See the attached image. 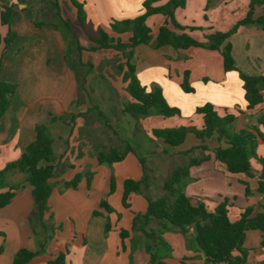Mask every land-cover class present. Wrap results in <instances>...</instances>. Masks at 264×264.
Returning a JSON list of instances; mask_svg holds the SVG:
<instances>
[{"label":"trees","instance_id":"16d2710c","mask_svg":"<svg viewBox=\"0 0 264 264\" xmlns=\"http://www.w3.org/2000/svg\"><path fill=\"white\" fill-rule=\"evenodd\" d=\"M162 1L164 0H145L142 5L143 9L137 17L113 25L117 34L131 33L127 40L115 38L100 27L93 33L90 30V21H88V15L84 8L85 4L77 0H64L63 2L67 7L75 9L73 20L65 17L64 7L59 0L50 2L51 7L47 8L48 11L45 12V18L43 19L34 17L33 13L26 8L18 11L19 9L13 4L2 5L0 8V23L2 26H7L8 31L5 36L0 35V56L15 42L16 33L12 21L17 15L27 18L31 27L35 30L61 32L68 39V41L65 39L67 49L69 46L73 48V45H75L78 61H81L80 66L88 69L82 75L77 73L80 96H85L87 99L86 78L93 65L91 63L82 64V52L115 51L124 59V64L120 65V69L122 80L127 84L125 89L127 102L123 104L122 113L131 116L138 123L141 119L152 115L164 118L181 116L179 109L168 104L160 87L154 86L148 91L145 86H142L132 62L135 49L138 46L147 45L155 50L171 46L176 51H187L192 48L216 51L223 57L225 73L236 71L239 74L245 91L247 109L253 110L261 106L264 103V72L259 75H247L237 68L232 56L231 37L233 32H215L206 38V42H198L186 33H176L167 27H161L154 34L147 25L149 17L164 15L175 21V11L185 8L189 0H168L164 5L153 6L155 3ZM20 3L26 4V1L20 0ZM259 7L262 8V13H257ZM174 23L180 30L189 29L182 28L176 22ZM247 26H256L264 30V0H251L246 16L238 23L237 27ZM82 41L87 45H82ZM26 46V43H21L16 50V54ZM2 68L3 62L0 58V122L11 109L13 99L17 93L16 84L2 79ZM181 89L186 94L195 92L190 82V71H185ZM79 101L78 113H71L68 118L56 117L53 122L61 121L73 130L78 118L85 120L86 116H90V113L93 112L91 109L81 107L84 104L83 99ZM239 112L241 113V111ZM196 113L203 118L201 128L195 126L156 128L151 131V139L175 148L182 145L188 135L193 134L202 142L200 148L203 151L208 150L206 142L217 143L218 146L213 149L215 161L222 165L229 175H244L251 179L256 178L258 181L257 191L263 193L264 157H258L257 149L260 144H264V133L259 127L255 126L250 130L239 132L232 131L230 128L235 123L237 116L230 113L221 115L211 104H205L197 108ZM98 116L103 120L105 127L111 128V125L106 123L108 121L107 117L101 111H98ZM258 124L264 127V114L259 117ZM113 133L118 135L115 131ZM123 143L126 145L123 150L118 148L107 150L106 146L101 148L95 146L94 156L100 165L107 166L123 161L128 153H133L139 159L144 176L140 181H125L123 205L125 208L129 207L128 199L132 193L145 197L148 202L147 212L135 215L132 232L145 240V251L150 257V264H163L160 257L162 243L160 235L163 230L167 229L187 234L189 229L192 228L194 241L206 258L207 264H247L248 254L244 248L247 231L255 230L262 233L260 246L264 249V205H262V211L256 214H254L252 207H247L237 220H232L229 216L231 205L227 199L219 203L213 212H210L203 202L194 204L192 199L184 193L189 167L208 160V156L199 159L192 158L188 166L175 169L163 184L165 193L154 199L144 192V189L148 190L150 188L148 162L130 145V142L123 141ZM61 159L62 157H56L54 150L53 131L48 126L38 124L29 145L20 158L8 163L4 169L0 170V189L7 176L12 172L25 174L26 182L32 187L33 209L29 215V221L36 249L34 251L27 248L20 249L14 255L13 264H35L39 262L44 257L52 236L55 237V233L59 229V226L53 223V216L46 220L45 214L49 210V198L56 184L53 181L60 178L68 169L61 162ZM252 160L256 161L258 168L253 165ZM70 168H73V166L70 165ZM84 177L87 179L88 187H90L92 174L86 173ZM82 179V174H76L71 181L65 182V187L76 189ZM245 185L246 195L248 196L251 190L249 183L245 182ZM21 188H23V185H12L6 191L0 190V209L11 204L17 191ZM114 191L115 180L112 179L110 194ZM100 207L105 208L108 212L113 211L105 200L101 202ZM94 214L98 215V212ZM106 228L108 232L109 226ZM128 236L127 231L123 230L121 232L122 240H125ZM67 254L68 251L61 252L58 256L49 259L47 264H66Z\"/></svg>","mask_w":264,"mask_h":264},{"label":"crops","instance_id":"0c3cea01","mask_svg":"<svg viewBox=\"0 0 264 264\" xmlns=\"http://www.w3.org/2000/svg\"><path fill=\"white\" fill-rule=\"evenodd\" d=\"M258 11L262 13V8L259 7ZM24 23L25 30L33 29L28 21H24ZM0 27L4 28L1 24ZM253 27L256 28V26ZM257 28V35L264 37V30ZM0 35H6L4 30L0 31ZM140 46L135 49V60L136 58L138 59ZM147 47L149 52H145V56L148 59L146 65L144 64L140 67L134 62L136 75L142 86H145L148 91L154 86L160 87L170 106L175 105L176 102L174 100L178 99L177 105H180L182 109H179L181 116L171 118H180L178 120L186 121L189 126H195V123H199L200 125L195 127L201 128L203 118L196 113V110L205 104H211L221 115L230 113L237 116L233 124L235 128L232 131L250 130L257 126L264 133V127L258 124L259 117L264 114V103L253 110L247 109L245 91L243 90V83L239 74L236 71L225 73L223 57L219 52L194 48L187 51H176L171 46H165L155 51L150 46ZM24 51L26 49L22 53ZM155 52L159 54L156 57L158 61H155ZM213 53L215 54L214 57ZM31 54L34 56V53ZM19 56L15 58L18 59ZM195 57H198L203 66H207V61L215 60L216 62L213 61L215 64V75L204 76L202 73L198 77H194L193 71L188 69L190 64L188 65L187 61H194ZM29 61L31 64L29 66L37 62L35 57L30 58ZM181 61L186 62V64ZM208 68L211 69V66ZM185 71H190V82L195 90L194 93L186 94L181 89ZM1 76L3 80L11 82L12 78L8 74L4 76L3 70L1 71ZM33 78L32 89H30L31 94L32 92L36 93V77ZM28 79L30 80V78ZM69 80L71 81V76H69ZM15 101L13 99L11 109L3 116L0 122V170L4 169L8 163L20 158L34 135L36 125H38L35 123L27 128L25 127L31 109L38 102L31 100L28 103L26 112L20 114L21 110H19L17 114L15 111L16 109L18 111L19 104L15 105ZM40 113L41 110H38L37 115L39 116ZM71 113L74 112L70 111L69 114ZM162 119L165 118L152 115L140 120L141 124H145L143 128L151 142L145 141L144 145H139L137 121L133 119L135 127L126 131L125 137L117 135L118 144L121 146H112L110 148H125L126 145L123 141H128L130 145L135 143L137 148L143 147L142 149L146 151L144 153L151 154V147L154 145L160 146L164 154H173L185 163L180 167L188 166L192 158L199 159L203 156H208V160L189 167L184 193L187 196L196 197L199 202H205V197L200 195L213 197V187L220 184L221 181H225L230 190H225L224 197L231 205L229 216L232 220H237L247 207H252L254 214L262 211L264 192L259 193L257 191V179H251L244 175L227 174L225 168L216 162L214 158L213 149L218 146L217 143L206 142L208 150L203 151L200 148L202 142L193 134L188 135L185 142L175 148L151 139V131L156 129V126L152 125L154 123L155 125H160V123L163 125L165 121ZM149 120H153V122L150 123ZM58 123L56 122L54 126H58ZM78 126L79 118L73 130L69 126L66 127L68 130L65 132L66 136L64 135L65 141L62 140L61 136L58 137L60 143L58 141L57 145L63 148L59 155L62 157L61 162L63 164L70 157L68 154L72 151V147L76 148V153L73 154V157L77 158L80 153L83 158L76 164L70 159L73 168H70L67 172L65 171L66 173L64 172L60 178L53 181L56 184L49 198V210L45 214V219L48 220L50 216H53V223L56 226H61V229H57L55 240L48 244L44 257L35 264H47L49 259L58 256L64 251H68L66 264H150V257L145 251V240L132 232L135 215L145 214L148 202L145 197L132 193L128 199L129 207L125 208L123 205L125 181H140L144 176L143 167L139 159L133 153H128L123 161L113 164L111 168L100 165L95 156L90 157L88 155L90 151L88 149L92 145L99 148L106 145L93 141L91 144L90 140L93 137L91 136L92 138L89 140L90 134L85 139V136L81 138L83 131L81 132ZM54 135L55 131L53 132ZM94 135L98 140V135L96 136V133ZM101 135L105 137L103 132ZM66 141L68 142L65 143ZM153 143L155 144L153 145ZM188 143L190 144L188 145ZM257 155L258 157H264V144L259 145ZM252 163L258 168L255 160H252ZM87 166H91L92 170H94L90 188H88L87 179L84 177L77 189L69 188L63 193L61 191L62 181H71L78 170L84 171ZM20 174L12 172L8 175L9 181L12 183L11 186L23 185V188L17 191L11 204L0 209V264H13L14 255L22 248L32 251L36 249L29 221V215L33 209L32 187L26 182V176H21ZM112 179L115 180V191L110 194ZM245 182L249 183L251 190L248 196L246 195ZM196 186L201 188L197 189ZM9 187L10 184L5 186L3 191H6ZM196 190L197 192H195ZM196 193L202 194L196 196ZM104 200L113 209L112 212L100 207L101 202ZM95 212H98V215H95ZM107 222L110 223V225L108 224V233L106 231ZM123 230L129 233L125 240L121 238ZM193 235L194 231L192 228L189 229L187 234L170 229L163 230L160 235L162 238L160 257L163 264H207L206 258L195 243ZM261 239L262 233L260 231L246 232L244 248L248 254L247 264H264V249L260 246Z\"/></svg>","mask_w":264,"mask_h":264},{"label":"rangeland","instance_id":"374dc122","mask_svg":"<svg viewBox=\"0 0 264 264\" xmlns=\"http://www.w3.org/2000/svg\"><path fill=\"white\" fill-rule=\"evenodd\" d=\"M24 1H26V4L20 3V0H0V7L5 4H13L17 9H19L18 11L26 8L33 13L34 17L36 16L43 19L45 18V12L48 11L47 8L51 7L50 2L53 0ZM77 1L85 4L84 8L88 15V21H90V30L93 33H95L97 28L100 27L115 38L127 40L131 36V33L127 32L117 34L113 28V25L115 23L122 22L123 20L137 17L140 11L143 9L142 5L145 0ZM59 2L64 7L65 17L73 20L75 9H72L69 6L67 7L66 4L63 3L64 0H59ZM166 2H168V0L157 2L153 6H161ZM250 3L251 0H189L187 1L185 8L175 11V21H172L169 17L164 15H155L149 17L147 20V25L152 29L154 34L157 33L161 27H167L176 33H186L192 36L198 42H206V38L215 32H233L231 37V43L233 45L232 56L237 68L247 75H259L264 71V37H259L257 35V27H237L238 23L246 16ZM257 13L260 12L258 11ZM24 21H28V19L24 18L22 15H17L14 17L12 25L16 33L15 42L8 48L6 52L0 56V58L3 62L2 70L4 71V76H7L8 74L10 78H12L11 82L17 85L18 90L14 99L16 100L15 105L19 104V107L18 111L16 109L15 113L18 114L19 110H21L20 114L25 113L28 103L31 100L38 102L36 106L31 109L28 116V121L25 123V127L27 128L31 124L33 125L37 123L48 126L53 132L55 131V135L53 136L54 141L56 140L54 150L56 157L59 158L63 148H60L59 145H57V142L59 141L58 137L61 136L62 140L65 141V132L68 129L66 128L67 126L61 121H57L59 122L58 126H54L56 123L53 122L54 118H68L70 111L78 113L79 111L77 106L80 104L79 100L83 99L84 104L81 105V107L91 109L93 112L90 113V116H86L85 120L79 118L78 129L81 132L83 131L81 138L85 136V139L88 137V134H90L89 140L93 137V139L90 140L91 144L92 141L105 144L107 150H109L112 146H121L118 144L117 135H114L113 131L118 133V135L125 137L126 131H129L135 127V121L133 118L122 113L123 104L127 102V93L125 91L127 84H125L122 80V72L120 69V65L124 64V59L122 56L117 54L115 51H107L102 53L87 51L82 52V64L91 63L93 65L91 72L86 78V88L88 95L86 99L85 96H80V85L77 80V73L82 75L84 72L86 73L88 69L80 66L81 61H78V54L75 49V45H73V48L69 46L67 49L65 39L66 41H68V39L61 32H57L55 30L30 29L27 31L24 29ZM174 22H176V24L182 28L189 29L180 30L175 26ZM3 30L5 34H7L8 27H0V31ZM83 38L87 39L86 37ZM21 43H26L27 46L24 47L18 54H16V50ZM82 45L87 44L82 41ZM25 49L26 51L22 53V51ZM148 50L149 48L147 46H140L138 49V59L136 58L135 60L134 54L132 62H136V64L140 67L144 64L146 65V61H148V59L145 56V52H149ZM31 53H34V56ZM155 53V61H158L156 57L159 54L157 52ZM17 56H19L18 59L15 58ZM214 56L215 54L213 53V57ZM33 57H35V61L37 62L34 61L35 63L32 66H29L31 65L29 60ZM213 61L216 62L215 60L207 61V66H211L210 69L206 65H201L202 62L198 60V57H195L194 61H187V64H190L188 69L193 71L192 73L194 77H198L202 73L204 76H213L215 75V64ZM184 64H186V62H184ZM29 71L31 72L29 73ZM69 76H71V81L69 80ZM33 77H36V93L32 92L31 94L30 89H32L31 86L34 79ZM28 78H30V80ZM174 102L176 103L175 105L172 103V106L182 110L180 105H177L178 99H176V101L174 100ZM38 110H41L39 116L37 115ZM98 111H101L107 117L108 121L106 123H109L112 129L105 127L103 120L98 116ZM178 119L180 118H165L162 119L165 121L163 122V125L162 123H160V125H155L154 123L152 126H156L155 128L189 126L186 121ZM149 121L150 123L153 122V120ZM136 125L139 133V145H144L145 141L151 142L145 134V130L143 128V125L145 124H141L139 121ZM199 125V123H195V126ZM234 128L235 125H233L230 130H233ZM102 132L105 137H102ZM94 133H96V136L98 135V140L95 138ZM67 142L68 141L65 143ZM154 144L155 143H153V145ZM189 144L190 143H188V145ZM132 146L146 159L148 162V167L150 166L149 184L151 188L148 190L144 189V192L149 194L154 199L161 197L165 193L163 189V183L165 180L175 169L185 163L173 154H164L160 146L158 147L154 145L151 147V154L144 153L146 151L142 149L143 147L137 148L135 143ZM123 149L124 147H119V150ZM88 150H90L88 155H90V157L94 156L96 152L95 146L92 145ZM75 151L76 148L72 147V151H70L68 154L70 157L64 161V165L68 168H66V172L69 170L71 165L70 159L76 164L79 163L78 161L83 158L80 153L78 154L77 158H74L73 154L76 153ZM200 152L202 153V151ZM105 166L110 168L112 167L107 165ZM93 171L94 170H92L91 166H87L84 171L78 170L76 174H82L84 178L86 173H91L93 177ZM20 175L26 176L25 174ZM9 184L11 186L12 183L9 181L7 176L4 183L1 185L0 190L3 191L4 187L8 186ZM196 188L199 189L201 187L196 186ZM66 189L65 182L62 181L61 191L64 193ZM225 190L230 189L225 181H221L220 184H217L215 187H213V197H210L209 195H200L205 197V202L203 203L207 207L208 211L213 212L219 203L225 201ZM195 192H197V190ZM198 194L202 193H196L195 195L198 196ZM188 197L192 199L194 204L199 202L196 197ZM108 224L110 225L109 222H107V226ZM59 229H61V226H59ZM53 240H55L54 236H52L50 244Z\"/></svg>","mask_w":264,"mask_h":264}]
</instances>
